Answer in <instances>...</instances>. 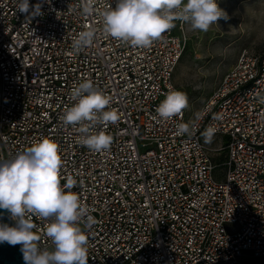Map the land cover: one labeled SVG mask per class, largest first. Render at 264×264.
<instances>
[{
    "label": "built area",
    "instance_id": "2783aa9c",
    "mask_svg": "<svg viewBox=\"0 0 264 264\" xmlns=\"http://www.w3.org/2000/svg\"><path fill=\"white\" fill-rule=\"evenodd\" d=\"M88 2L44 0L42 15L30 18L17 11L19 0H0V161L42 138L58 144L61 186L74 180L70 191L94 218L80 225L87 264H264V56L242 53L195 120L186 108L165 121L156 108L180 91L185 22L174 21L150 48H134L103 31L100 13L116 0H91L90 16ZM88 27L93 45L74 52L73 39ZM85 80L120 116L93 129L113 137L101 153L61 120ZM179 123L195 127L177 135ZM209 126L219 146L205 143ZM30 219L38 248L53 251L50 221Z\"/></svg>",
    "mask_w": 264,
    "mask_h": 264
},
{
    "label": "clouds",
    "instance_id": "9594fccd",
    "mask_svg": "<svg viewBox=\"0 0 264 264\" xmlns=\"http://www.w3.org/2000/svg\"><path fill=\"white\" fill-rule=\"evenodd\" d=\"M43 2L30 5L29 0H19L17 11L30 18L42 15ZM82 11L88 16L94 13L91 0ZM100 15L106 35L140 49L150 48L160 40L175 27L176 20L189 24L194 31L207 32L218 20L229 19L216 0H116L115 8L110 6ZM95 35L92 27L81 31L72 41V50L80 52L92 46ZM71 95L75 102L63 113L62 123L76 127L81 134L79 143L90 151H108L113 137L104 130L93 129L98 125L106 129L120 119L118 112L109 107L111 98L94 87L90 80L79 83ZM188 106L184 92L170 90L156 113L167 121L181 115ZM194 127L191 123H179L176 134L190 135ZM215 131L213 126L206 128L202 134L205 143H211ZM61 167L59 146L49 138L35 142L17 153L14 159L0 161V209L7 210L15 221L14 226L0 223V243L20 245L25 264L88 262V237L80 225L86 220L90 227L94 218L80 196L70 191L74 180L69 179L64 187L61 186ZM32 215L50 221L45 225V235L50 238L53 251L38 248L40 236L33 231Z\"/></svg>",
    "mask_w": 264,
    "mask_h": 264
},
{
    "label": "rangeland",
    "instance_id": "374dc122",
    "mask_svg": "<svg viewBox=\"0 0 264 264\" xmlns=\"http://www.w3.org/2000/svg\"><path fill=\"white\" fill-rule=\"evenodd\" d=\"M229 19L207 32L184 25L186 48L174 74V84L188 97V118L195 120L223 76L244 52L264 56V0H216ZM212 146L221 140L214 138ZM216 160L221 159L216 157Z\"/></svg>",
    "mask_w": 264,
    "mask_h": 264
},
{
    "label": "water",
    "instance_id": "95a60500",
    "mask_svg": "<svg viewBox=\"0 0 264 264\" xmlns=\"http://www.w3.org/2000/svg\"><path fill=\"white\" fill-rule=\"evenodd\" d=\"M0 223L14 226L15 221L10 218L7 210L0 209ZM20 245H9L7 242L0 243V264H25Z\"/></svg>",
    "mask_w": 264,
    "mask_h": 264
}]
</instances>
